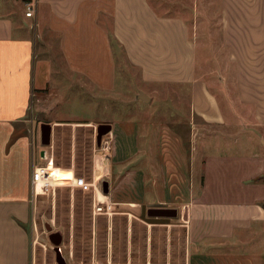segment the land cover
I'll list each match as a JSON object with an SVG mask.
<instances>
[{
  "label": "crops",
  "instance_id": "1",
  "mask_svg": "<svg viewBox=\"0 0 264 264\" xmlns=\"http://www.w3.org/2000/svg\"><path fill=\"white\" fill-rule=\"evenodd\" d=\"M26 1L35 6L33 16H26ZM17 3L19 9L10 10L8 0H0V264H33L30 223L36 198L31 173L46 162L34 165L36 123L28 115L34 93L57 82L53 55L36 54V40L47 44L49 35L58 38L66 71L97 88L116 86L114 42L144 82L188 88L191 148L162 125L153 148L173 165L167 167L163 160L155 169L128 171L110 192L122 200L114 205L122 202L134 211H143L145 205L177 209L176 217L151 221L169 227L164 264H175L176 227L184 232V264H264V137L255 140L264 129V0L218 1L223 43L238 66L235 83L224 90L228 112L199 74L198 43L185 17L159 13L150 0ZM254 61L262 67L245 64ZM247 78L253 79L252 86ZM195 117L210 128L202 129ZM120 131L123 135L117 133V138L133 147L137 128ZM165 138L175 142L177 150L164 154ZM152 150L146 148L143 155L150 157ZM41 156L48 158L43 150ZM198 157L203 158L200 171ZM100 160L96 158L97 165Z\"/></svg>",
  "mask_w": 264,
  "mask_h": 264
},
{
  "label": "rangeland",
  "instance_id": "2",
  "mask_svg": "<svg viewBox=\"0 0 264 264\" xmlns=\"http://www.w3.org/2000/svg\"><path fill=\"white\" fill-rule=\"evenodd\" d=\"M150 1L159 13L181 15L190 22V33L198 43L199 74L210 82L228 112L230 102L224 90L235 83L234 71L238 66L230 60L228 47L223 43L219 0ZM8 3L10 10L19 9L17 0H8ZM28 3L22 4L25 11ZM46 40L49 41L47 44L43 40H36V54L42 57L53 55L55 59L52 60L59 74L56 84L34 93L29 110L28 117L36 123L33 138L37 159L34 165L42 160L51 161L54 167L73 168L77 176L87 181L93 180L96 170L98 174H105L103 181H109L111 192V187L120 184L128 171H139L143 167L155 169L163 160L167 167L173 165L167 156L156 151V140L161 137L162 125L164 131L181 135L185 147L191 148V111L187 87L144 82L140 70L130 65L121 46L114 42L118 59L116 86L112 90L100 89L87 78L66 71L56 36L49 35ZM254 62L245 64L249 68L262 67L260 63L255 66L257 62ZM252 81V78H247L248 85L252 86ZM263 84L264 78L261 80ZM250 94L256 96V93ZM195 120L202 129L210 128L198 117ZM43 123L52 126L48 145L41 140ZM100 125H110L111 130L102 135L99 143ZM128 126L137 128L133 147L130 142L117 138V133L123 135L120 130ZM262 137L264 129L260 136L256 135L255 140L260 141ZM104 141H109L107 152L101 148ZM164 144V154L169 149L177 150L173 141L165 138ZM148 147L153 150L150 157H145L143 151ZM41 150L47 153V160L42 158ZM97 157L101 159L98 165L95 162ZM194 159L190 156L192 164ZM202 160V157H198V164L195 163L198 171L201 170ZM99 187L103 188L101 184ZM110 192L107 195L113 202L122 201L113 199ZM93 198V192H84L60 181H55L49 191L37 196L30 223L33 264H58L56 245L50 239L52 232L62 233L60 248L69 264H129L132 258L134 264H164L168 261L169 254H166L164 242L165 230L169 227L151 223L159 219L143 218L141 207L134 211L122 202L114 205L115 212L111 215L97 214L94 212ZM144 207L149 208L147 205ZM48 224L52 227L51 231ZM176 228L174 263L184 264V232L182 228Z\"/></svg>",
  "mask_w": 264,
  "mask_h": 264
},
{
  "label": "built area",
  "instance_id": "3",
  "mask_svg": "<svg viewBox=\"0 0 264 264\" xmlns=\"http://www.w3.org/2000/svg\"><path fill=\"white\" fill-rule=\"evenodd\" d=\"M35 14V6L32 3L27 4L26 16H33ZM101 148L106 152L109 150V141H104ZM66 171H71L72 176L69 178H56V170L53 162H46L37 164L33 167L31 173V184L34 197L37 198L39 194L49 191L55 181H60L62 184L78 187L84 192H93L94 212L97 214L105 213L111 215L115 212V206L110 197L103 192V179L105 174H98L95 170L92 181H87L84 178L77 176L73 168H65ZM105 173V172H104Z\"/></svg>",
  "mask_w": 264,
  "mask_h": 264
},
{
  "label": "water",
  "instance_id": "4",
  "mask_svg": "<svg viewBox=\"0 0 264 264\" xmlns=\"http://www.w3.org/2000/svg\"><path fill=\"white\" fill-rule=\"evenodd\" d=\"M145 98L147 99V96H145ZM111 130L110 125L106 126V125H100L98 128V142L100 143L101 141V137L104 133H107L108 131ZM51 134H52V126L50 124L47 123H43L41 125V140L42 143L45 145L50 144L51 142ZM103 192L105 194H108L110 192V183L109 181L105 180L103 182ZM143 218H147V215L151 218H167L170 219L172 217H176L177 216V209L175 208H154V207H150V208H146L144 207L143 210ZM158 222V221H156ZM48 229L51 231L52 227L48 224L47 225ZM50 239L54 242V244L56 245V251H57V262L58 264H69L66 260V258L64 256H62V251L60 248V245L62 243V233L61 232H52L50 234Z\"/></svg>",
  "mask_w": 264,
  "mask_h": 264
},
{
  "label": "bare ground",
  "instance_id": "5",
  "mask_svg": "<svg viewBox=\"0 0 264 264\" xmlns=\"http://www.w3.org/2000/svg\"><path fill=\"white\" fill-rule=\"evenodd\" d=\"M54 169L56 170V178H69L72 176V172L66 171L65 168L54 167Z\"/></svg>",
  "mask_w": 264,
  "mask_h": 264
}]
</instances>
